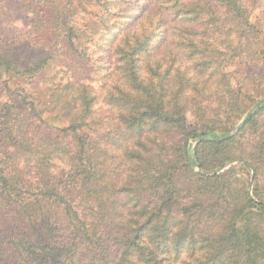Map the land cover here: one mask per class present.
Here are the masks:
<instances>
[{"label": "trees", "instance_id": "obj_1", "mask_svg": "<svg viewBox=\"0 0 264 264\" xmlns=\"http://www.w3.org/2000/svg\"><path fill=\"white\" fill-rule=\"evenodd\" d=\"M10 2L38 48L0 45V264H264V139L255 163L230 152L264 101L227 140L199 105L186 125L183 102L200 83L204 96L227 84L225 65L260 45L251 15L264 0ZM80 62L85 79L71 65ZM50 68L36 96L34 80ZM84 80L101 93L100 121ZM201 137L199 172L240 159L253 199L246 192L236 205L234 168L192 172L187 140ZM177 171L199 187L185 200Z\"/></svg>", "mask_w": 264, "mask_h": 264}, {"label": "rangeland", "instance_id": "obj_2", "mask_svg": "<svg viewBox=\"0 0 264 264\" xmlns=\"http://www.w3.org/2000/svg\"><path fill=\"white\" fill-rule=\"evenodd\" d=\"M262 8H255L251 15V21L256 26V28L261 33V43L252 52L248 54H243L241 57L235 59L231 63H228L224 67V71H227V84H219L217 86L212 80L209 88V94H202L200 83L197 86L198 94H193L192 91L185 92L183 96L184 106L186 108V125L189 127L194 124V119L192 117V109L194 105H199L200 109L205 114V119L207 122L214 123L217 128H227L228 132L221 136V140H227L230 137H234L243 127L245 120L250 113V111L255 107L257 103H260L264 99V4ZM24 16L21 15L10 0H0V45L13 46L18 49L21 53H32L34 54L37 50V45L31 41H27L24 27ZM65 64L64 61L58 62L56 65ZM69 64V63H67ZM53 65V64H52ZM72 66L78 67L83 74V78L87 77V66L82 62L77 64H71ZM51 68L45 73L41 74L38 78L34 80L33 89L36 96L41 97L43 92L42 79L47 77L51 73ZM206 79V78H204ZM87 82L88 87L93 91L95 96V104L92 108V118L100 121L107 115V109L102 103V96L97 86L93 83ZM208 84L204 82L205 87ZM236 85L241 88L239 91L241 97L236 96L235 90ZM234 86V87H232ZM218 92V95L216 94ZM7 94L0 87V105L5 103ZM224 104L218 108V104ZM225 111L228 113L235 114V119L227 122L226 117L222 114ZM204 119V121H205ZM228 119V117H227ZM243 121V122H242ZM240 125V128L234 132L235 128ZM102 129L97 130V134H101ZM205 138V137H201ZM264 139V113L260 114L254 123L246 125L240 137L235 139V143L230 146V152L232 157H244L251 163H255L253 160V151L255 145L259 140ZM171 141L175 144L180 145L183 141V136L181 134H173L170 137ZM204 140H207L206 138ZM201 140V141H204ZM194 139L187 140V149L191 160L196 163L195 148L201 142ZM206 150L202 153L206 155ZM207 157V155H206ZM205 157V158H206ZM242 160L234 159L226 163L221 169H216L213 172L206 173V177L212 176L214 174H220L224 171H228L234 168V175L231 177L232 185H230L228 191L232 194L236 205H240V202L245 199V193L253 199V189L255 185L251 178L249 182L247 181L248 176L245 171L238 164H241ZM196 165V166H195ZM191 170L193 173L199 174V168L197 163ZM178 176H176V184L182 191L181 197L184 200L187 197H191L192 194L195 195L198 191V185L193 180L194 175L177 171ZM252 176V172L250 177ZM186 191V192H183ZM188 191V192H187ZM260 229L264 228V221H260L258 224Z\"/></svg>", "mask_w": 264, "mask_h": 264}, {"label": "water", "instance_id": "obj_3", "mask_svg": "<svg viewBox=\"0 0 264 264\" xmlns=\"http://www.w3.org/2000/svg\"><path fill=\"white\" fill-rule=\"evenodd\" d=\"M263 101H264V99H263L262 101H260V103L263 102ZM257 104H259V103H257ZM257 104H256L255 106H257ZM242 122H243V121H242ZM239 128H240V125H238V126L235 128L234 132L237 131ZM204 139H205V138H200L199 141L204 140ZM199 173L202 174V175H204V176L206 175V174L201 173V172H199Z\"/></svg>", "mask_w": 264, "mask_h": 264}]
</instances>
